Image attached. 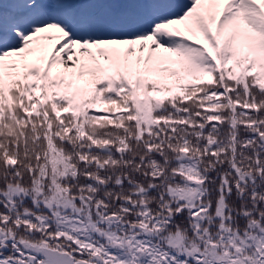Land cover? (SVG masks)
<instances>
[{"label":"snow or ice","instance_id":"obj_1","mask_svg":"<svg viewBox=\"0 0 264 264\" xmlns=\"http://www.w3.org/2000/svg\"><path fill=\"white\" fill-rule=\"evenodd\" d=\"M0 264H264V0H3Z\"/></svg>","mask_w":264,"mask_h":264}]
</instances>
